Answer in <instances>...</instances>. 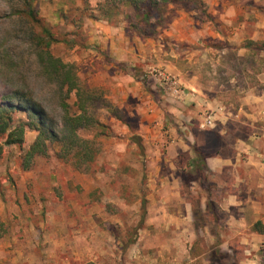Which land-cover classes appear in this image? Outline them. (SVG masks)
Returning <instances> with one entry per match:
<instances>
[{
  "label": "rangeland",
  "instance_id": "1",
  "mask_svg": "<svg viewBox=\"0 0 264 264\" xmlns=\"http://www.w3.org/2000/svg\"><path fill=\"white\" fill-rule=\"evenodd\" d=\"M187 1L167 5L151 37L136 33L125 14L110 23L88 18L89 10L81 15L79 0L32 2L58 41L51 54L74 64L86 85L101 87L114 112L99 113L107 130L90 174L53 154L24 172L19 149H2L0 217L9 234L0 241V264H219L192 260L194 246L207 255L220 250L226 264H264V235L253 233V220L224 212L215 203L220 181L193 164L194 132L217 126L226 132L227 183L234 164L264 174V0ZM21 10V0H0V102L19 90L57 114L54 87L27 50L32 23ZM35 136L25 133L24 149ZM200 200L205 214L194 223Z\"/></svg>",
  "mask_w": 264,
  "mask_h": 264
},
{
  "label": "trees",
  "instance_id": "2",
  "mask_svg": "<svg viewBox=\"0 0 264 264\" xmlns=\"http://www.w3.org/2000/svg\"><path fill=\"white\" fill-rule=\"evenodd\" d=\"M34 0H21L23 10L18 11L28 16L32 23L26 34L27 50L34 59V64L40 70L43 78L54 87V94L58 99L57 114L50 113L43 105L30 95L22 91H15L9 96H3L0 102V152L4 147H17L21 153L20 168L22 171H30L38 158H49L51 154L65 164L70 165L74 171L81 174H90L93 164L100 152L97 138L105 136L107 127L103 125L99 118L100 111L106 110L113 113L112 105L107 101L104 90L101 87H92L83 83L78 75L74 64L64 63L61 59L54 57L50 49L57 43L54 35L41 26L36 12L31 7ZM182 0H98L94 7H90L89 0H79L80 6L76 8L81 15L86 14L93 20H104L108 23L120 15L125 14L126 21L130 27L143 37H151L157 34V29L163 22L164 8L169 4L180 3ZM190 5L194 0L187 1ZM72 6L70 9H72ZM74 8V10H75ZM130 10L129 13L124 12ZM20 13V14H21ZM19 15V14H18ZM80 15V14H79ZM80 15V17H81ZM77 20L71 23H76ZM37 27L38 30L34 29ZM69 46L72 42L67 41ZM254 42H248L250 51H257ZM74 95L73 106L68 103L71 95ZM8 101V102H7ZM75 108V110L72 109ZM23 114L24 120L18 118ZM33 131L36 133L31 144L24 149L25 133ZM93 134L91 138H85L82 134ZM134 144L140 146L138 137ZM196 162L193 164L200 174L199 168H205L203 156L195 151ZM2 189L0 185V198ZM211 211V204H207ZM207 208V207H206ZM212 213V211H211ZM200 207L194 211V223L201 221L204 216ZM145 215L142 214L139 225L134 231L140 229ZM212 221L216 218L212 214ZM199 227H201L199 225ZM253 230L262 233V225L257 222L253 225ZM9 234V225L0 217V241ZM134 243L133 239L128 240L126 246ZM203 255L207 256L209 262L216 261L219 264H226V255L220 250H210L207 252H196L194 246L190 250V258ZM187 264V263H186ZM237 264V263H230Z\"/></svg>",
  "mask_w": 264,
  "mask_h": 264
},
{
  "label": "crops",
  "instance_id": "3",
  "mask_svg": "<svg viewBox=\"0 0 264 264\" xmlns=\"http://www.w3.org/2000/svg\"><path fill=\"white\" fill-rule=\"evenodd\" d=\"M263 133L264 130L261 131V134ZM225 134L226 132L224 133L222 127L218 128L217 126L206 131L194 132V150L203 156L206 174L210 175V177L216 176L218 178L221 186H216L217 184L215 186L216 189L223 193V196L217 202L214 201L215 199L209 202L211 205L215 202L223 206L224 212L230 213L232 211L233 214H230L234 216V220L243 222L253 220L252 230L253 225L260 222L262 233L254 230L253 233L255 232L254 234L257 236L264 235V174L259 170L262 168L258 166L240 167L234 164V180L227 183L225 175H231V173H228L231 171V161L221 147L222 143L225 142ZM242 151L249 154L248 150L243 149ZM194 160V162L197 160L195 152ZM198 205L199 207L201 206L200 210L203 212L205 205L201 203V200ZM225 208H227V211H225ZM250 264H257V261H254V263L250 262Z\"/></svg>",
  "mask_w": 264,
  "mask_h": 264
},
{
  "label": "built area",
  "instance_id": "4",
  "mask_svg": "<svg viewBox=\"0 0 264 264\" xmlns=\"http://www.w3.org/2000/svg\"><path fill=\"white\" fill-rule=\"evenodd\" d=\"M211 125V121L206 122V124L201 125V128L209 127Z\"/></svg>",
  "mask_w": 264,
  "mask_h": 264
}]
</instances>
